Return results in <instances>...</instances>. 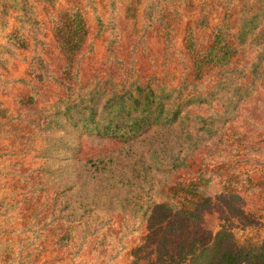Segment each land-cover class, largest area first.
<instances>
[{"label": "trees", "instance_id": "16d2710c", "mask_svg": "<svg viewBox=\"0 0 264 264\" xmlns=\"http://www.w3.org/2000/svg\"><path fill=\"white\" fill-rule=\"evenodd\" d=\"M108 1L110 27L118 8L130 25L126 45L119 38L104 42L101 72L82 73L88 27L76 3L50 15L59 53L43 48L30 58L31 79L17 82L23 89L17 114L0 102V134L33 145L36 153L43 149L37 159L45 172L35 197H46V232L54 246L90 253L96 241L100 249L109 237L97 243L95 232L111 228L115 218L120 244L152 223L147 227L157 240L144 264H264V237L233 242L225 227L213 236L204 225L215 196L229 208L264 209V173L254 170L264 156V133L251 137L236 127L264 87V0ZM53 2L0 0L1 23L11 12L18 25L9 46H0V64L11 48H27L26 33L36 41V6L53 8ZM86 2L94 8L93 0ZM181 11H197L183 35ZM105 141L118 143L117 151L90 158L82 152L84 143ZM3 150L0 159L11 158Z\"/></svg>", "mask_w": 264, "mask_h": 264}, {"label": "rangeland", "instance_id": "374dc122", "mask_svg": "<svg viewBox=\"0 0 264 264\" xmlns=\"http://www.w3.org/2000/svg\"><path fill=\"white\" fill-rule=\"evenodd\" d=\"M148 1L143 0L142 6L146 5ZM76 3L83 6V16L88 27L86 50L81 64L85 77L91 76L93 72L103 70L107 54L106 44H104L106 39L115 41L119 38L122 45L127 44L130 22L122 20V9L118 8L113 27H110L108 24L110 16L108 0H93L94 8L86 0H54L53 8L46 7L44 4L37 5L35 11L38 24L35 32L36 41L26 33L27 48H11V55H5L0 64V102L1 106L8 110L12 116L16 115L18 110L16 97L23 92L22 85L17 82L28 77L31 79L28 73L30 58L34 54L42 53L43 48H47L48 52H52L56 57L59 53L51 31L50 15L70 9ZM194 3L197 5V0H194ZM196 12L181 13L182 35L186 24L196 17ZM14 16L10 12V18L6 19L4 23L0 21V46L8 47V44L11 43L9 37L18 28ZM97 17L103 21L104 29L98 27ZM218 18V14L211 17V29L218 24ZM205 37L207 38V34L204 35ZM155 42L150 40L149 44H156ZM181 43L182 36L176 39L179 48L182 47ZM153 46L154 49L157 48L156 45ZM117 51L119 54L122 52L120 45ZM245 118L248 119V122ZM236 127L251 137L257 133H264V87L242 109ZM21 134H25V132H21ZM7 135L0 134V146L5 148L3 151L9 149L12 154L11 158L0 159V264H144L147 258L145 254L155 249L157 240L151 235H155L154 228L147 227L152 224L149 221L140 231L133 233L134 235L124 236L123 243L120 244L117 240L121 229L119 226L117 228V224L114 226L111 224L116 219H112L110 214L99 213L104 221L109 217L112 219L111 228L106 229L108 226H104L95 232V237L99 238L97 243L101 241V236L109 237V240L106 239L100 249L97 247L96 241H90L92 245L90 253L83 252V250L78 251L74 247L67 249L55 247L51 234L46 232V215L48 214V212L46 214V197L41 199V202L35 197L39 195L37 192L40 189L39 175L45 172L40 170L44 160L37 159L43 149H38L36 153L33 151V145L23 142L12 143L13 138H9ZM118 147L119 144L112 141L84 143V146H81L82 152L84 155L86 154L87 158L116 152ZM16 148L18 151H14ZM65 156L71 157L67 153ZM252 166L254 165L249 164L244 168L251 170ZM44 167L46 168V165ZM254 170L259 174L264 173V156L258 160ZM221 187L217 186V190H220ZM44 193L46 195V191ZM219 195L223 194L220 192ZM214 198L210 210L204 216V225L210 230L213 229V236L225 227L230 232L233 242H242L246 238H253L256 242L264 237V209H261V204L244 206L230 203L231 207L229 208L216 196ZM247 216H253L254 221L251 224H248L247 219H239Z\"/></svg>", "mask_w": 264, "mask_h": 264}]
</instances>
